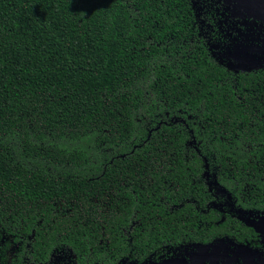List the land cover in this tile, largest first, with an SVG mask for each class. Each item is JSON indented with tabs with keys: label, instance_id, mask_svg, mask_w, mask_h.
I'll return each instance as SVG.
<instances>
[{
	"label": "trees",
	"instance_id": "16d2710c",
	"mask_svg": "<svg viewBox=\"0 0 264 264\" xmlns=\"http://www.w3.org/2000/svg\"><path fill=\"white\" fill-rule=\"evenodd\" d=\"M210 4L0 0V264L257 250L264 25Z\"/></svg>",
	"mask_w": 264,
	"mask_h": 264
},
{
	"label": "flooded vegetation",
	"instance_id": "af4514ba",
	"mask_svg": "<svg viewBox=\"0 0 264 264\" xmlns=\"http://www.w3.org/2000/svg\"><path fill=\"white\" fill-rule=\"evenodd\" d=\"M206 3L210 4L211 2V8L213 11H215L217 14L219 10H222V14L226 15L225 18L228 16V14H231L230 8L225 3V1H219V0H202ZM210 11H207L209 13ZM220 14V13H219ZM214 17V15H213ZM213 19V18H212ZM230 22L228 23H234L236 22L234 19H230ZM227 28V27H226ZM220 34L224 32L225 27L219 25ZM225 38H231L224 35ZM245 241H249L246 239ZM251 243L255 246L254 248H257L256 251L247 250L245 248H241L240 250H230L229 247L227 249L221 248L224 244H217L214 245L213 248L208 251L207 255H201L199 256V252L194 256L190 257L189 254H179L174 255L173 257H166L161 256L156 262L153 264H167L168 261L173 260L176 262H180L179 264H264V235L261 233L260 235H252L251 236ZM73 260L72 258H69L67 255L59 254L54 259V264H72ZM174 264V263H171Z\"/></svg>",
	"mask_w": 264,
	"mask_h": 264
},
{
	"label": "water",
	"instance_id": "95a60500",
	"mask_svg": "<svg viewBox=\"0 0 264 264\" xmlns=\"http://www.w3.org/2000/svg\"><path fill=\"white\" fill-rule=\"evenodd\" d=\"M228 2L226 3L231 7L232 3L234 2L233 5V12L236 10H243L247 14L248 17L253 18L255 21L260 22V24L264 25V0H227ZM230 10V9H229ZM261 223V222H259ZM251 227H254L258 232L262 233L264 235V225L260 224L258 227L256 224H251ZM225 242L220 241L217 244H224ZM217 244H211L207 246H199V256L201 255H207L208 251H210L214 245ZM227 249L229 247L228 244L222 245L221 248ZM241 247H239L238 250H240ZM182 262V260H180ZM180 262H176L173 260H170L167 262V264H179Z\"/></svg>",
	"mask_w": 264,
	"mask_h": 264
},
{
	"label": "rangeland",
	"instance_id": "374dc122",
	"mask_svg": "<svg viewBox=\"0 0 264 264\" xmlns=\"http://www.w3.org/2000/svg\"><path fill=\"white\" fill-rule=\"evenodd\" d=\"M219 1H225L226 3L228 2L227 0H219Z\"/></svg>",
	"mask_w": 264,
	"mask_h": 264
}]
</instances>
